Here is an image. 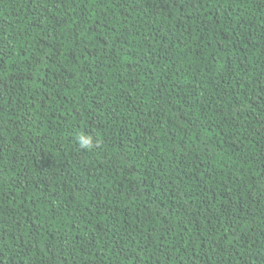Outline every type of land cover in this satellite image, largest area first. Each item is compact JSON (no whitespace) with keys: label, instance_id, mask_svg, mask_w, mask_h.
Here are the masks:
<instances>
[{"label":"trees","instance_id":"obj_1","mask_svg":"<svg viewBox=\"0 0 264 264\" xmlns=\"http://www.w3.org/2000/svg\"><path fill=\"white\" fill-rule=\"evenodd\" d=\"M0 264H264V0H0Z\"/></svg>","mask_w":264,"mask_h":264},{"label":"clouds","instance_id":"obj_2","mask_svg":"<svg viewBox=\"0 0 264 264\" xmlns=\"http://www.w3.org/2000/svg\"><path fill=\"white\" fill-rule=\"evenodd\" d=\"M76 141L79 147L83 150H91L94 147V140L91 135H87L83 132L76 136Z\"/></svg>","mask_w":264,"mask_h":264}]
</instances>
